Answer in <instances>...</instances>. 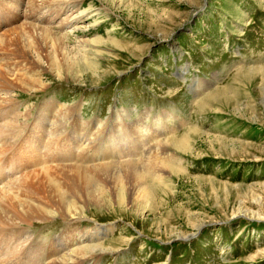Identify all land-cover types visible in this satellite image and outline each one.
<instances>
[{
    "label": "rangeland",
    "instance_id": "374dc122",
    "mask_svg": "<svg viewBox=\"0 0 264 264\" xmlns=\"http://www.w3.org/2000/svg\"><path fill=\"white\" fill-rule=\"evenodd\" d=\"M76 1H11L2 5V14L8 17L3 25L14 26L16 15L29 12L26 4L31 9L50 7L52 19L60 21L74 11ZM83 1L81 8L89 4ZM98 4L108 13L95 24L90 13L85 15L82 25L89 31H80L81 37L76 38H102L88 56V62L97 65L94 71L81 62V82L53 80L45 91L16 96L0 106V123L12 125L17 111L25 113L29 107L37 114L46 97L55 100L59 106L44 120L40 148L44 150L51 137L68 143L73 132L78 155L73 163L82 160L85 165L94 151L110 152L109 136H131L134 123L146 145L138 156L144 159L157 142L151 130L157 120L167 118L173 136L188 129L199 131L183 160L176 162L183 165V174L175 175L173 186L159 198L147 205L123 207L125 212L105 209L113 213L75 220L70 227L60 218L6 226L1 230L5 247L21 241V249L34 253L32 246L42 244L39 264H64L56 258L62 256V247L52 246L53 239L74 238V232L83 234L97 223L113 226L108 239L126 240L119 250L96 253L79 264H264V216L244 213L247 208L251 213L260 209L254 201L264 205V0H105ZM201 84L198 92L194 86ZM216 89L217 99H209L200 110L199 102ZM28 121L32 124V117ZM30 130L26 128L22 136L18 130L5 132L8 139L0 134V150H5L0 165L2 159L12 162L13 152L24 154ZM85 144L89 145L83 152ZM11 170L7 174L15 171ZM180 233L189 235L180 238ZM5 247L0 246V254ZM1 258L2 254L0 263ZM27 264L36 263L30 259Z\"/></svg>",
    "mask_w": 264,
    "mask_h": 264
},
{
    "label": "bare ground",
    "instance_id": "6f19581e",
    "mask_svg": "<svg viewBox=\"0 0 264 264\" xmlns=\"http://www.w3.org/2000/svg\"><path fill=\"white\" fill-rule=\"evenodd\" d=\"M1 1L0 18L3 21H0V106L20 94L30 95L45 91L53 80L71 79L72 81L81 82L83 75L78 72V70H81L78 67L81 62L85 63L86 68L94 71L93 68L97 65L95 62H88V60H91L88 56L93 54L94 43H100V41L102 43V40H100L102 38L99 37L92 40L90 38L76 40V38L81 37L80 31H89L87 27L82 25L85 15L90 13V22L94 24L99 18L106 16L109 9L98 4L99 1L105 0H86L89 4L87 7L84 5L82 8L79 7L81 0H77L72 4L74 11L61 16L60 21L52 19L53 15L50 16L52 12L50 7L44 10L43 6H37V8L32 6L31 9L26 4V12H29L25 13L23 10L24 12L19 17L16 15L18 21L12 27L3 25V23L7 24L8 17L2 14V5L6 4L9 6V2H16V0ZM31 1L36 4H57L59 1L64 0ZM82 2L84 3L83 0ZM47 10H51L50 13ZM53 12L56 11L53 10ZM73 25L75 26L73 27ZM57 29L59 32L53 31ZM203 85L194 86L195 90L199 92ZM218 95L217 89L211 92L199 102V109L203 110L208 100L211 98L217 99ZM58 106L55 100L53 101L46 97L37 114H33L31 108L28 107L25 113L17 111L14 124L3 125L0 123V134L2 136L5 135L4 137H6L5 132L18 130L19 136L26 128H31L24 139V144L29 145L26 149L30 150L24 149V154L16 150L18 155H21V159L14 152L12 154L8 153L10 154V159L13 160L11 163H6L5 159L1 160L0 233L6 226L32 225V223H37V221L40 223L57 218L67 220V226L70 227L75 220L83 218L93 219L107 213L104 212L105 209L108 211L111 209L113 212H115L114 210L125 212L123 207L132 204H137L138 206L147 205L152 200L165 194L167 192L166 188L173 186V177L175 175L183 174L181 170L183 165L181 163L176 165V162L183 160L182 154L190 150L194 142V135L199 132L188 129L182 135L173 136L172 132L174 129L165 122L167 118H163L161 121L157 120L158 124L150 133L153 137L152 139H157V142L154 146L152 145L153 148L151 147L148 153L146 151L147 156L144 159H139L138 156L146 145L143 143L142 136L137 133V123H134L131 136L116 135L114 139L113 136L108 137L107 146H109V153L105 154L103 150L94 151L93 157H88L87 162L84 160L85 165H82V160L75 164L73 161L77 159L78 155L74 152L76 137L73 132L71 135L72 139H69L68 143H60L55 137H51V140L47 141L48 144L44 150L39 145L45 130L44 120H49L48 112H51L53 107L57 109ZM31 117L33 119L32 124L28 121ZM76 124L78 122H75L74 126ZM48 132L50 135L52 129L48 130ZM2 141L6 140L3 139ZM110 141H114V143ZM87 145L89 144L82 145L83 152L87 149ZM3 151L5 150H0V154ZM113 153H117L118 156L114 157ZM99 154L100 157L98 156ZM4 155H1L0 158ZM23 158H25V164L22 163ZM81 158L85 157L81 156ZM30 160L33 161L32 164H29ZM69 161L70 163H68ZM13 168L15 171L11 175L7 174ZM25 170L27 171L25 172ZM254 202L258 203L257 205L260 206V209L256 213H251V210L247 208L244 212L245 215L252 214L254 217H263L264 205L262 202ZM113 212L107 214H112ZM95 224L94 228H86L87 230L85 229L83 234L78 231L74 232L72 234L74 238H70L71 235H59V237L53 239L50 244L54 247L61 246L63 252L61 257L57 256L56 258H59L64 264H79V261L96 253L104 251L115 252L122 247L126 238L123 239L119 236L108 239L106 237L113 228L111 224ZM10 233H12V230ZM187 235L179 234L180 238L187 237ZM5 238L6 236L4 235L3 237L1 233L0 246L3 245L5 247L7 242ZM20 243L17 242L15 245L11 243L12 246L8 247L7 245L5 247V250L1 253L2 263L0 264H10L12 262L14 264H22L26 261L29 262L30 259H34L36 264L42 262V244L38 245L36 242L37 244L32 246L33 253L31 249L24 248L26 243L22 245L24 249H21ZM33 254L35 255L33 256Z\"/></svg>",
    "mask_w": 264,
    "mask_h": 264
}]
</instances>
